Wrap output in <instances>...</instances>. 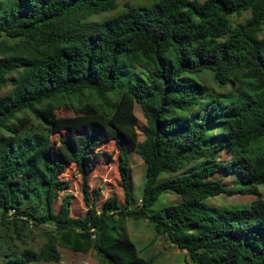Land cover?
I'll return each instance as SVG.
<instances>
[{
	"label": "trees",
	"instance_id": "1",
	"mask_svg": "<svg viewBox=\"0 0 264 264\" xmlns=\"http://www.w3.org/2000/svg\"><path fill=\"white\" fill-rule=\"evenodd\" d=\"M119 1H0V91L12 87L0 99V225L11 240L27 228L49 230L39 251L25 248L12 264H56L63 247L93 252L105 264H152L131 240L127 217L150 219L156 236L186 252V264H264V194L258 189L264 186V38L257 37L264 30V0H156L86 22L116 10ZM246 12L242 23L229 19ZM134 63L150 66L148 81L128 82ZM204 71L220 88L237 87L234 98L224 108L213 102L201 119L184 120L178 112L192 109L201 91L189 76ZM61 108L72 116H57ZM24 112L45 129L21 136L29 123L18 117ZM70 121L78 133L54 144L53 135ZM219 124L227 129L204 146L207 126ZM106 143L117 151L124 203L109 195L97 207L90 174ZM224 148L237 153L216 161ZM130 153L146 166L136 209L129 208ZM198 158L209 165L157 183L162 171L176 172ZM69 166L80 177L83 216L72 215L73 195L65 194ZM219 170L238 173L250 187L227 189L211 179ZM163 191L179 195L180 203L148 214ZM222 194L256 199L210 213L205 201Z\"/></svg>",
	"mask_w": 264,
	"mask_h": 264
},
{
	"label": "rangeland",
	"instance_id": "2",
	"mask_svg": "<svg viewBox=\"0 0 264 264\" xmlns=\"http://www.w3.org/2000/svg\"><path fill=\"white\" fill-rule=\"evenodd\" d=\"M1 1V0H0ZM7 1V0H2ZM156 0H120L118 2V8L113 11H107L92 15L87 18L86 22L89 24L97 23L105 19H109L114 16L117 12L123 10V6H128L132 8H137L140 6H147L155 2ZM203 1V0H198ZM5 10L0 11V14ZM2 16H0L1 18ZM248 17V13H243L240 17L235 15L231 16L230 21L234 22H244ZM258 38H264V30L257 35ZM150 66L145 64L134 63L129 70L128 82H135L136 80L148 81V72ZM194 80L197 81L201 91L195 99V106L183 113L179 111L181 117L184 120L187 119H201L202 113L206 107L211 105L213 102L218 103L221 108H224L231 103L234 98L235 91L237 87L228 85L226 87L220 88L213 81L211 74L204 71L198 75H190ZM12 90L11 85H7L4 89L0 91V99L6 96ZM183 113V114H182ZM57 116L67 117L72 116V113L65 111L64 108L57 110ZM136 116L139 120V125H143L141 119L142 113L138 107ZM18 117H25L28 119L29 123L26 127L20 130V135L24 136L27 134L33 135L36 132H40L45 127L42 123L35 119L32 115L27 112L22 113ZM64 129L61 134H55L52 137V142L57 143L58 139L62 136L73 133H78V124L76 121H70L66 125H61ZM227 128L223 124L207 126V132L203 140L204 146H209L217 141L221 133H223ZM102 153V159L99 164L95 166L90 174L89 187L99 190V199L97 204L99 207L103 201L109 195H116L119 201L124 203V192L119 186V174L117 166V151L111 143H106L102 145L99 150ZM237 153L234 149L224 148L217 156L216 161L218 162H228ZM210 161L205 158H198L191 162L182 165L176 172L162 171L158 176L157 183H162L165 180L181 177L183 175L189 174L196 171L204 166L209 165ZM129 208L136 209L139 205V200L143 194L144 184L146 182V166L141 160V158L136 153L129 154ZM64 179H67L71 183V188L65 194L73 195L72 204V215L83 216L86 212V208L83 204L81 189H80V177L76 173L75 169L69 166L63 175ZM212 180H218L227 189H238V188H248L250 185L243 184L240 175L236 172H226L224 170H219L215 172ZM259 191L264 194V186L258 187ZM256 199L255 195L251 194H233L226 195L222 194L214 198H208L205 201V206L210 213H215L220 209H237L243 208L249 205L253 200ZM181 201L180 196L170 192L163 191L158 199L152 204L148 210V214L161 213L162 210L168 206H173L179 204ZM126 229L131 240L136 245L141 256L148 257L152 259V264H186L188 260L185 251L174 248L166 239L161 236H156L154 232V224L149 220H139L131 217L125 219ZM33 226V225H32ZM24 235L17 238L13 235V240L6 233V230L0 225V264H12L13 260L20 257L21 252L25 248L33 249L34 251H39L40 247L46 241V232L48 229L44 227L38 228H27ZM60 252L61 260L56 264H105V260L101 257L95 255V253L90 252L88 254L74 253L69 248L63 247L58 249ZM101 258V259H100ZM104 261H103V260ZM107 263V262H106ZM23 264V263H21ZM28 264H48L42 262H31ZM54 264V263H49Z\"/></svg>",
	"mask_w": 264,
	"mask_h": 264
},
{
	"label": "built area",
	"instance_id": "3",
	"mask_svg": "<svg viewBox=\"0 0 264 264\" xmlns=\"http://www.w3.org/2000/svg\"><path fill=\"white\" fill-rule=\"evenodd\" d=\"M13 213H14V210H11V211L9 212L8 216H11V214H13Z\"/></svg>",
	"mask_w": 264,
	"mask_h": 264
}]
</instances>
